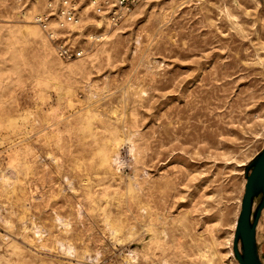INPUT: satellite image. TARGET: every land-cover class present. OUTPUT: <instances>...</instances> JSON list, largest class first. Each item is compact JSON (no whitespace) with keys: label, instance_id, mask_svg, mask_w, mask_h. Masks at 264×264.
<instances>
[{"label":"rangeland","instance_id":"374dc122","mask_svg":"<svg viewBox=\"0 0 264 264\" xmlns=\"http://www.w3.org/2000/svg\"><path fill=\"white\" fill-rule=\"evenodd\" d=\"M48 1L0 0V264H240L264 0H75L71 59Z\"/></svg>","mask_w":264,"mask_h":264},{"label":"built area","instance_id":"2783aa9c","mask_svg":"<svg viewBox=\"0 0 264 264\" xmlns=\"http://www.w3.org/2000/svg\"><path fill=\"white\" fill-rule=\"evenodd\" d=\"M142 0H100L97 2L108 16L109 23L117 25L132 11V8ZM78 4L75 0H49L45 8L35 15V20L45 30L50 39L55 42L58 55L71 59L83 50H77L63 30L71 24L80 21L78 18Z\"/></svg>","mask_w":264,"mask_h":264},{"label":"water","instance_id":"95a60500","mask_svg":"<svg viewBox=\"0 0 264 264\" xmlns=\"http://www.w3.org/2000/svg\"><path fill=\"white\" fill-rule=\"evenodd\" d=\"M251 167L234 237V251L240 264H262L258 253L257 227L264 209V149L251 163ZM260 193L262 199L253 217L254 199ZM240 239L242 250L239 248Z\"/></svg>","mask_w":264,"mask_h":264},{"label":"crops","instance_id":"0c3cea01","mask_svg":"<svg viewBox=\"0 0 264 264\" xmlns=\"http://www.w3.org/2000/svg\"><path fill=\"white\" fill-rule=\"evenodd\" d=\"M257 245L258 253L262 264H264V233H259L257 230Z\"/></svg>","mask_w":264,"mask_h":264},{"label":"bare ground","instance_id":"6f19581e","mask_svg":"<svg viewBox=\"0 0 264 264\" xmlns=\"http://www.w3.org/2000/svg\"><path fill=\"white\" fill-rule=\"evenodd\" d=\"M118 158H119V156L116 157V159H118ZM116 161H117V160H116ZM236 225H237V224H236Z\"/></svg>","mask_w":264,"mask_h":264}]
</instances>
